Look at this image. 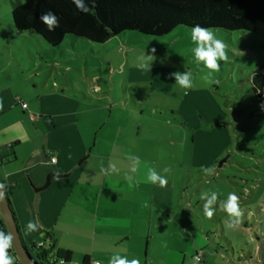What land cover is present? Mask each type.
Here are the masks:
<instances>
[{"label":"rangeland","instance_id":"1","mask_svg":"<svg viewBox=\"0 0 264 264\" xmlns=\"http://www.w3.org/2000/svg\"><path fill=\"white\" fill-rule=\"evenodd\" d=\"M16 1L0 0V61L23 75L30 88L51 84L58 90L62 84L70 92V86L76 93L85 92L91 107L115 102L123 123L131 120L128 128L137 135L140 164L158 167L168 181L166 187L154 186L151 235L142 237L141 262L248 264L258 259L260 249L264 252V110L251 95L249 75L264 60V24L258 22L252 33L210 29L227 45L228 61H221L214 73L219 83L207 84L201 79L203 65L194 62L191 30L183 25L161 36L123 32L102 44L65 36L52 47L34 32L13 30ZM141 54L154 56L151 70L134 67ZM154 69L169 74L164 87L150 84L147 76ZM176 71L192 74L194 87L187 95L170 76ZM183 100L198 105L203 116L199 127L180 125L184 119L176 110ZM220 114L227 124L226 142L214 158L206 157L214 149L210 145L223 139L215 140L214 133ZM197 133L203 139L195 161ZM201 166L214 167V174L205 175ZM165 167L171 172L164 173ZM213 191L218 201L209 219L201 194ZM233 192L243 215L230 228L219 204Z\"/></svg>","mask_w":264,"mask_h":264},{"label":"crops","instance_id":"2","mask_svg":"<svg viewBox=\"0 0 264 264\" xmlns=\"http://www.w3.org/2000/svg\"><path fill=\"white\" fill-rule=\"evenodd\" d=\"M153 71L147 76L152 86L169 83V74ZM33 87L9 63L0 61V145L17 142L14 159L0 167V176L20 235L37 242L48 232L51 237L44 247L51 243L53 249L68 250L70 264H82L84 258L88 264L96 260L108 264L116 254L145 264L138 254L142 237L151 235L155 185L146 182V165L131 172L127 157L138 156L137 135L128 128L131 120L123 123L113 101L91 107L85 92L76 93L71 86V92L62 84L58 90L51 84ZM196 97L202 96L196 93ZM196 105L183 100L176 110L193 127L203 119ZM226 132L225 126L215 127V140L223 139L210 145L214 149L206 157L217 155ZM201 134L193 135L195 161L201 155ZM110 165L117 171L111 172ZM101 167L108 173H101ZM57 174L59 179L53 177L35 191L45 185L48 175ZM28 221L35 222L38 230L25 236ZM252 264H264L263 249Z\"/></svg>","mask_w":264,"mask_h":264},{"label":"trees","instance_id":"3","mask_svg":"<svg viewBox=\"0 0 264 264\" xmlns=\"http://www.w3.org/2000/svg\"><path fill=\"white\" fill-rule=\"evenodd\" d=\"M84 2L89 8L87 13L79 11L73 0H17L11 8V26L17 33L34 32L54 47L58 46L65 36L102 44L123 32L161 36L178 25L190 30L195 25H200L225 33H252L258 22L264 24V0H96L95 4L92 0ZM48 11L58 18L59 26L53 31H49L40 20ZM249 82L251 95L258 102L264 103V60L251 71ZM179 122L181 126H186L184 120L180 119ZM215 125H227L225 118L217 121ZM16 144L14 141L0 145V167L14 159ZM53 177L54 175H48L45 185L35 188V191L43 189ZM1 181L6 186L3 178ZM6 194L20 232L7 190ZM0 230L6 233L1 220ZM50 237L51 235L45 232L43 243L49 241ZM22 240L39 264H60L61 260L70 263L68 250L53 249L51 243L44 247L38 246L34 241H26L23 238ZM224 252H229V249ZM9 254L15 257L12 249H9ZM15 264L20 262L16 259ZM82 264H88L86 258Z\"/></svg>","mask_w":264,"mask_h":264},{"label":"clouds","instance_id":"4","mask_svg":"<svg viewBox=\"0 0 264 264\" xmlns=\"http://www.w3.org/2000/svg\"><path fill=\"white\" fill-rule=\"evenodd\" d=\"M96 0H92V3L95 4ZM73 3L76 5L77 9L81 12L87 13L89 8L85 5L84 0H73ZM40 20L43 21V24L47 26L49 31H53L58 27V18L51 11L45 12ZM191 41L195 45L192 48V54L194 57V62L203 67L200 71L203 73L201 76L202 81L207 84H218L219 81L215 79L214 73L220 70V62L228 61L227 54V45L224 41L217 38L212 30L200 25H195L191 29ZM152 52H155V49H152ZM153 55L141 54L136 58V63L134 67L141 71L151 70ZM170 76L174 78L175 84H177L181 89L184 90V94L187 95L188 90L194 87L192 74L190 72H173L170 73ZM261 109L264 110V103L260 105ZM0 108H2V102H0ZM69 159L71 155L69 154ZM127 159L131 162V172L135 173L140 167L139 157L134 154H129ZM101 173L107 174L109 170L101 167ZM110 171L116 172L117 169L115 165H110ZM201 171L205 175H213L215 172L214 167H204L201 166ZM164 173H170L171 168L165 167L163 169ZM55 179H59L58 174L54 176ZM127 179L131 182L132 177L128 176ZM146 182H149L153 185H158L163 188L167 186V179L165 176L160 175L154 168H147ZM131 186V183H130ZM6 196V186L0 183V202L5 199ZM201 200L204 201L203 211L204 215L207 218H212L215 213V205L218 201V194L213 191L211 193H202ZM220 210L227 213L228 215V227H234L241 223V217L243 213L239 207V197L236 193H229L225 201H221L219 204ZM38 230V225L33 221H28L26 229L24 232L25 236L30 235L31 233ZM15 237L12 232L5 233L3 230H0V264H15L16 257L9 254V249L14 248ZM60 264H65L63 260L60 261ZM94 264H101V261L96 260ZM108 264H140L138 259L128 260L126 257H121L119 254L113 255Z\"/></svg>","mask_w":264,"mask_h":264},{"label":"water","instance_id":"5","mask_svg":"<svg viewBox=\"0 0 264 264\" xmlns=\"http://www.w3.org/2000/svg\"><path fill=\"white\" fill-rule=\"evenodd\" d=\"M0 183H2L1 176ZM0 220L5 227L6 233L10 231L15 237L13 241L14 248L12 250L20 264H39L23 244L12 210L9 206L7 194L5 199L0 202Z\"/></svg>","mask_w":264,"mask_h":264},{"label":"built area","instance_id":"6","mask_svg":"<svg viewBox=\"0 0 264 264\" xmlns=\"http://www.w3.org/2000/svg\"><path fill=\"white\" fill-rule=\"evenodd\" d=\"M22 106L24 107L25 104H22ZM54 160H55V157H51V161H54ZM36 244H37L38 246H42V245H44L43 241H37ZM195 259H196L197 261L199 260L198 257H195ZM94 262H95V261H93L91 264H94Z\"/></svg>","mask_w":264,"mask_h":264}]
</instances>
